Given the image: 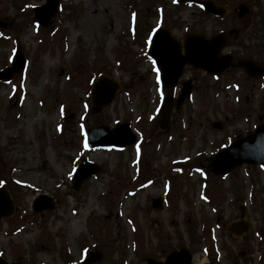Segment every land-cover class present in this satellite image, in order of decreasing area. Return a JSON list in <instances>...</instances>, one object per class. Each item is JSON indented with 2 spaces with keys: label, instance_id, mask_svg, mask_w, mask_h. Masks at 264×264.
Returning <instances> with one entry per match:
<instances>
[{
  "label": "rangeland",
  "instance_id": "obj_1",
  "mask_svg": "<svg viewBox=\"0 0 264 264\" xmlns=\"http://www.w3.org/2000/svg\"><path fill=\"white\" fill-rule=\"evenodd\" d=\"M213 1L228 9L225 17L180 0H61L63 17L38 31L33 7L45 0H0V70L16 48L26 58L25 69L0 81V185L15 200L13 215L0 219L4 261L78 263L99 250L95 264H147L189 248L193 264H264V167L242 165L209 184L199 166L264 123V76L246 81L235 66L216 79L188 66L182 79H195L193 94L173 110L167 131L159 127L164 95L144 45L150 26L181 42L238 28L225 51L249 54L264 44V0ZM241 3L250 11L240 19ZM139 26L146 29L137 37ZM102 69L119 90L93 114L87 81ZM123 122L138 135L135 145L87 147L88 126ZM83 159L103 170L75 191L71 176ZM41 195L53 209L33 210ZM233 223L247 230L236 234Z\"/></svg>",
  "mask_w": 264,
  "mask_h": 264
},
{
  "label": "water",
  "instance_id": "obj_2",
  "mask_svg": "<svg viewBox=\"0 0 264 264\" xmlns=\"http://www.w3.org/2000/svg\"><path fill=\"white\" fill-rule=\"evenodd\" d=\"M199 4H204L207 11L224 15L225 9L215 5L212 1L192 0ZM60 0H47L46 4L35 7V17L42 25H48L57 13ZM239 15L243 16L248 11V7L241 5ZM1 25V23H0ZM5 25V24H3ZM237 31H230L229 34H220L211 39L203 36L192 35L185 43V55L181 52V45L170 33L162 29L153 39L150 54L157 62L162 71V81L165 87L174 86L180 78L184 65L191 63L197 68H203L209 73L220 74L229 67L232 61V55H220L222 48L237 36ZM251 76L260 75L263 72L261 65L255 64L250 60L239 61ZM25 65L23 55L18 52L13 66L0 72V78L11 79L14 72L20 71ZM119 88L118 83L107 75H102L94 84L92 89V110L94 113L102 112L104 108L110 105ZM192 87L185 85L183 92L177 100L179 108L184 99L190 95ZM173 97L168 96L161 109L162 129L169 127V118L173 107ZM136 141V135L130 130L129 125L123 124L110 130L107 126H101L90 129L88 132V142L90 146L101 147L115 145L118 147L132 144ZM244 162L264 165V125L257 128L254 134L247 137L239 136L238 139L226 149L220 151L216 156L205 159L201 162L202 167H206L209 172L219 175L227 174ZM101 171V167L93 162L85 160L78 167L77 172L72 178V188L79 190L83 183L92 175ZM156 206L161 205L158 200ZM53 203L46 197H40L35 203V210L52 208ZM14 203L10 198L9 192L0 187V217H8L13 213ZM100 255H91V257L82 264H92L100 260ZM191 253L187 249L180 252H174L166 263H157L149 260V264H191ZM0 264H7L0 258ZM18 264V263H13Z\"/></svg>",
  "mask_w": 264,
  "mask_h": 264
},
{
  "label": "bare ground",
  "instance_id": "obj_3",
  "mask_svg": "<svg viewBox=\"0 0 264 264\" xmlns=\"http://www.w3.org/2000/svg\"><path fill=\"white\" fill-rule=\"evenodd\" d=\"M89 16H90V15H89V14H87V15H86V17H85V20H87V19L89 18Z\"/></svg>",
  "mask_w": 264,
  "mask_h": 264
}]
</instances>
